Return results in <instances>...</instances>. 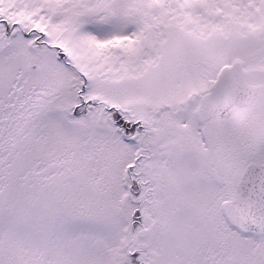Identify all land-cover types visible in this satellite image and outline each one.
<instances>
[{"label":"snow or ice","instance_id":"snow-or-ice-1","mask_svg":"<svg viewBox=\"0 0 264 264\" xmlns=\"http://www.w3.org/2000/svg\"><path fill=\"white\" fill-rule=\"evenodd\" d=\"M0 264H264V0H0Z\"/></svg>","mask_w":264,"mask_h":264}]
</instances>
